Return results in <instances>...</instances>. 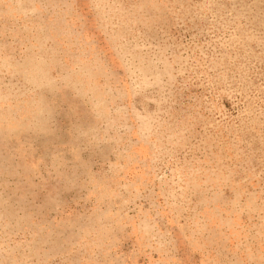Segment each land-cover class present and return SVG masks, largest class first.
I'll use <instances>...</instances> for the list:
<instances>
[{
  "label": "rangeland",
  "instance_id": "obj_1",
  "mask_svg": "<svg viewBox=\"0 0 264 264\" xmlns=\"http://www.w3.org/2000/svg\"><path fill=\"white\" fill-rule=\"evenodd\" d=\"M0 264H264V0H0Z\"/></svg>",
  "mask_w": 264,
  "mask_h": 264
}]
</instances>
